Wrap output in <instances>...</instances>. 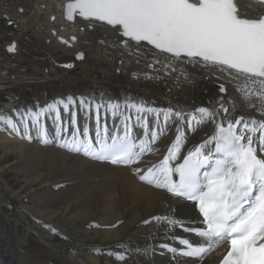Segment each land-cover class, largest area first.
<instances>
[{"label": "bare ground", "instance_id": "1", "mask_svg": "<svg viewBox=\"0 0 264 264\" xmlns=\"http://www.w3.org/2000/svg\"><path fill=\"white\" fill-rule=\"evenodd\" d=\"M63 2L45 0L44 4L38 5L37 12L43 15V21L37 23V27L49 41L44 49L59 47L69 55L68 62L62 65L60 76L78 71L86 84L82 82L81 88L54 94L52 99L46 96L47 92L43 97L46 100L42 98V101L22 97L0 101V117H4L0 119V147L3 148L0 152L15 157L10 165L14 164L16 174L22 175L25 180L18 189L7 183L9 190L0 194V207L3 202L11 205L24 222L29 214L36 221L35 226L43 230L37 232L31 228L39 238L51 240L53 235H59L66 240L67 243L62 245L51 244L55 252L64 258L63 264H217L227 249V243L212 242L211 250L202 258H174V254L163 247L181 248L177 238L204 243L203 238L185 231L199 226V217L192 203L173 196L165 189L142 182L133 167L95 161L83 151L62 147L61 142L70 140L77 130L82 138L87 125L89 138L95 143L98 127L101 135L105 128L109 133L121 134L125 120L132 133L141 137L144 136L143 123L146 120L150 128L159 125L164 129L154 145L159 151L145 153L142 161L134 167L140 168L143 174L148 167L161 161L176 140L179 129L183 139L180 154L172 161L174 167L183 163V157L189 151L213 135L216 124L224 117L221 100L223 106L231 110V116H242L249 123L252 119H264V99L251 94L244 98L246 91L264 92V83L226 66L205 64L199 58L183 55L175 57L147 42L131 41L123 38L114 27L79 19L67 22L61 13ZM239 3L242 14L247 16H256L264 10L258 2L240 0ZM3 12L18 19V22L9 24L10 28L16 31L21 21L23 25L18 33L26 28V19ZM102 29L104 33L99 35ZM59 35L66 37L70 43L58 41ZM70 35H74L75 40H70ZM84 42L87 46L83 49L84 54L82 52L83 60L72 61L71 56ZM102 42H106L105 46ZM98 61H105L107 66L113 65L126 74L125 81L118 87V95L111 89V74L95 70ZM0 62L7 66L5 70L14 69L10 62L5 63L1 59ZM4 73L0 82L11 78L7 77L6 71ZM45 78L51 79L50 76ZM144 80L146 83L141 86ZM21 81V78H15L13 84ZM220 85L224 86L225 92H220ZM181 94L183 97L178 99ZM69 97L74 103L65 110L64 104H68ZM81 100L86 107H81ZM51 105H55V109H50ZM97 105L100 107L97 108ZM4 106V109L1 108ZM141 106L157 111L140 113L137 108ZM201 108L215 112V121L202 119L198 111ZM41 109L43 114L36 123L29 110L36 113ZM169 109L172 113L182 112L184 119L177 120L173 115L165 125L164 114L160 110ZM57 111L59 120L56 119ZM73 113L75 126L71 123ZM138 117L141 119L138 120ZM7 118L15 122L16 130L5 123ZM255 138L258 155L264 158V152L259 151V137ZM212 147L214 145H209V150ZM3 169L0 168V175ZM153 217H168L177 223L172 226ZM5 238H0V264H50L46 260L24 256L20 250L22 239L13 242L8 236ZM5 257L10 262L5 261Z\"/></svg>", "mask_w": 264, "mask_h": 264}, {"label": "snow or ice", "instance_id": "2", "mask_svg": "<svg viewBox=\"0 0 264 264\" xmlns=\"http://www.w3.org/2000/svg\"><path fill=\"white\" fill-rule=\"evenodd\" d=\"M260 3L264 4V0ZM75 13L85 19L105 22L131 41L147 42L175 57L183 55L199 58L205 64L226 66L264 83V15L247 18L241 14L235 0H75L66 5V18L72 20ZM7 19L10 24L14 23L11 18ZM14 49L13 44L8 51ZM78 58H82V54ZM220 92H225L223 85H220ZM250 94L264 99V92L247 91L244 98ZM72 103L69 97L68 104H64L65 110ZM80 103L82 108L86 107L84 100ZM49 107L55 109V105ZM220 108L224 117L216 124L213 135L189 151L183 157V163L174 167L172 161L180 154L179 145L183 139L179 129L176 140L161 161L148 167L143 174L140 168L134 167L142 161L145 153L159 151L154 145L164 129L159 125L150 128L146 120L143 123L144 136L141 137L133 135L125 120L122 135L109 133L105 128L102 137L98 127L93 143L86 125L82 138L77 130L70 140H63L61 146L83 151L93 159L113 165L133 167L142 182L196 202L206 227L185 231L194 232L203 238L204 243L177 238L181 248L163 245L174 254V258H202L211 250L213 241L227 239L229 248L220 264H264V158L258 156V149L254 146L257 143L255 137H259V151L264 152V119H252L249 123L242 116H231V110L223 106V100ZM43 111L32 113L29 110V115L39 123ZM137 111L157 110L141 106ZM160 111L164 114L165 125L173 115L177 120L184 119L180 111ZM198 111L202 119L215 121V112L207 108ZM72 117L71 123L75 126V113ZM56 119L59 120V111ZM5 123L16 130L11 118ZM209 145H214V149L209 150ZM209 168L211 171L207 170ZM177 175L178 180L174 179ZM152 219L172 226L177 223L168 217Z\"/></svg>", "mask_w": 264, "mask_h": 264}, {"label": "rangeland", "instance_id": "3", "mask_svg": "<svg viewBox=\"0 0 264 264\" xmlns=\"http://www.w3.org/2000/svg\"><path fill=\"white\" fill-rule=\"evenodd\" d=\"M44 3L45 0H0L1 10L19 17L20 19H26V28L21 33H18L19 27L23 25L22 21L21 24L16 26L17 30L15 31L8 26L4 19L0 18V59L5 63L10 62L14 67V69L7 68V70H5L7 66H5L3 62H0V81H3L1 77L5 74L4 71L7 72V77H11L10 80L7 79L4 80V82H0V88H2L0 90V101L5 99L8 100L10 97L18 100L22 97L24 99L31 98L30 101H36V99L42 101L44 94L46 95L47 92L48 94L46 96L48 98H53L54 94H63L71 89L77 87L81 88L82 82L86 84V80L81 77V73L78 71L65 73L60 76L63 71L62 65L66 64L69 60V55L63 48L44 49L46 45H49V41L46 40L42 31L37 27V23L43 21V15L38 14L37 6ZM18 6H22L24 11L18 13ZM81 25L85 26L84 23ZM98 28L101 29L100 27ZM99 32V35H102L104 29L99 30ZM12 40L17 42L18 48L16 51L8 52L5 46ZM105 43L106 42H102V46H105ZM86 46V42L79 44V47H77L78 51L71 56L72 61L83 60V49H86L84 48ZM79 53L82 54V58H78ZM106 64L105 61H98L95 63V70H102L104 73L111 74V81L113 83L111 89L118 95L120 93L118 87L125 81L124 76L126 74L113 65L108 64L114 67L110 68ZM46 76H50L51 79H46ZM15 78H21L22 81L18 84H13ZM6 81H11V83L7 84L5 83ZM144 83H146L145 80L140 83L141 86ZM11 85L15 86L11 87ZM182 97L183 95L181 94L177 98L181 99ZM44 99L45 98H43V100ZM162 103L166 104V102ZM1 108L4 109L5 106ZM179 147L181 148V145H179ZM2 149L3 148L0 147L1 152ZM1 152L0 168L4 167V169L0 175V194H6L9 190V185L13 189H18L24 185L25 180L22 175L16 174L14 171L15 165H10L15 157L12 154L5 155ZM28 203L31 204V201ZM28 215L26 216L28 221L26 220V222H24L19 212H17V209L3 202L0 207V238L4 239L8 236L13 242H16L17 239H22L23 244L20 250L23 251L24 256L32 257L33 259L37 258L42 261L46 260V262L48 261L50 264H63L64 258L55 252L51 244L58 246L67 243V241L60 238L59 235H56L57 237L53 235L51 240L47 237H44V239L39 238V235L34 231L38 230L37 232H40L43 230L38 227V225L35 226L37 224L36 221L34 218L32 219L30 215L31 218L28 217ZM31 228L34 231L31 230ZM4 260L10 262L7 257H5Z\"/></svg>", "mask_w": 264, "mask_h": 264}, {"label": "water", "instance_id": "4", "mask_svg": "<svg viewBox=\"0 0 264 264\" xmlns=\"http://www.w3.org/2000/svg\"><path fill=\"white\" fill-rule=\"evenodd\" d=\"M239 1H240V0H235V3L237 4V6H238V8H239V11H240L241 14H242V9H241V6H240ZM249 1H253V2H258V3H260V0H249ZM73 2H75V0H65V1H64V3H63V10H62V15H63L64 20H66V21L72 23V22H74L76 19H79V20H82V21H89V22H94V23L103 24L104 26H107V27H113V26L107 25L105 22L97 21V20H94V19H91V18H89V19H85V18H83V17H80L78 13H75V14H74V18H73L72 20H68V19L66 18V5H67L68 3H73ZM261 4H262V3H261ZM262 5L264 6V4H262ZM20 9H22V8H19V11H20ZM242 15L246 16L247 18H255V17H258V16H260V15H264V10H263L262 12H259L256 16H247V15H245V14H242ZM0 18L5 19V21H6L7 24H10V23L8 22V19H7V18H11V20L14 21V23L18 22V19L15 20V18H12L10 15H8V14H6V13H4V12H0ZM53 19H54V16L51 15V20H53ZM11 24H12V23H11ZM89 27H92V25L89 24ZM52 33H55V30H52ZM118 33L121 35V33H120L119 31H118ZM121 36H122V35H121ZM122 37H123V36H122ZM73 38H74V39H73ZM75 38H76V37H75L74 35H70V36H69V39H70V40H75ZM123 38H126V37H123ZM57 39H58L60 42H62V43H66V44H69V43H70L69 40H67L65 37L60 36V35L57 36ZM127 39H128V38H127ZM134 42H136V41H134ZM13 44L16 45V42L13 41L11 45H13ZM11 45H8V46H7V50H8V48H9V46H11ZM153 47H154V46H153ZM158 50H159V49H158ZM80 55H81V53H79V56H80Z\"/></svg>", "mask_w": 264, "mask_h": 264}]
</instances>
